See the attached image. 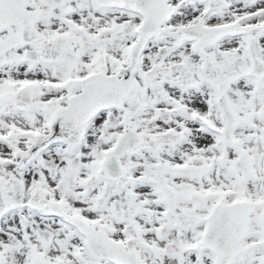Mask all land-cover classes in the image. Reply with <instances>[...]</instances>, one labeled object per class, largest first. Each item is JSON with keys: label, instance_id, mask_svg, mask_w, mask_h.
<instances>
[{"label": "snow or ice", "instance_id": "obj_1", "mask_svg": "<svg viewBox=\"0 0 264 264\" xmlns=\"http://www.w3.org/2000/svg\"><path fill=\"white\" fill-rule=\"evenodd\" d=\"M0 264H264V0H0Z\"/></svg>", "mask_w": 264, "mask_h": 264}]
</instances>
